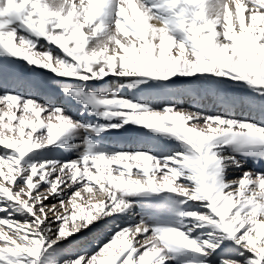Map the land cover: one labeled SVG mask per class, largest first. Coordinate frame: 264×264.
Masks as SVG:
<instances>
[{"label": "snow or ice", "instance_id": "obj_1", "mask_svg": "<svg viewBox=\"0 0 264 264\" xmlns=\"http://www.w3.org/2000/svg\"><path fill=\"white\" fill-rule=\"evenodd\" d=\"M21 62L60 78L79 116L95 119L16 91L34 89ZM111 77L174 98L91 83ZM196 88L226 111L180 107ZM235 90L251 94L243 100L259 120L234 114ZM0 92V225L12 229L0 227V264H170L185 252L201 258L186 264H264V171L230 179L264 162V0H0ZM130 125L179 149L104 139ZM57 148L78 156L47 154ZM142 204L163 214L137 213ZM109 217L125 226L108 228L95 251L68 253L64 242L79 244Z\"/></svg>", "mask_w": 264, "mask_h": 264}, {"label": "bare ground", "instance_id": "obj_2", "mask_svg": "<svg viewBox=\"0 0 264 264\" xmlns=\"http://www.w3.org/2000/svg\"><path fill=\"white\" fill-rule=\"evenodd\" d=\"M41 44H44L45 47H48V45L44 41H41ZM54 49H56V48H54ZM57 53H59V51ZM62 55H63V53H62ZM25 66H27V65L25 64ZM27 67H29V66H27ZM31 69H33V68H31ZM35 69L38 71L39 76L43 77L44 79H50L53 82L55 81V79H60V78H55L54 79L53 78L54 74H52L50 71L43 70V69H40V68H35ZM24 81L29 82L30 84H32L35 87H39V89L37 90L36 93H34V91H32V90H25V92H27L26 94H25V92L19 91L20 93H23L24 95L30 96V97H39L41 102L48 103V104H50L51 106H54V107L55 106H62V105H55V104H57V103L60 104L61 101H63V99L66 98V95L64 94V92H59V93H53L52 94V93L48 92L47 90H45L44 88H40V85L38 83H36V81L32 80L29 77V74H28V76H26V75L24 76ZM119 81H123V79H118L116 77H111V78H106L105 81L91 82V83L94 85L95 88H98V89L102 88V89L108 90V89L114 87L116 85V83H118ZM64 82L65 83H76L78 81H64ZM57 86H59V85H57ZM119 88H120V90L122 92H124L126 90V92L128 93L129 97L136 96V97L141 98L143 100H147L148 102H151L153 99H155L158 96L157 93H156L157 96H153L152 93L150 94L151 95L150 96L149 93H143L142 94V93H140L138 91L137 92H135V91L130 92V90L118 86V89ZM0 93H2V92H0ZM161 94L159 96L161 99H173V96L170 95V94H168L166 96H163L164 94H162V95ZM179 99H180V107L183 108V106H186V107H188L186 109L199 108L200 110L206 111L209 114L219 113L220 111H222L221 107L225 106L223 103L221 104V102H219L217 100L216 95H214V94L203 95V94H200L197 91H194L192 95H184V96L180 97ZM69 100H70L69 101L70 104H72V106H75V109H74L75 111L72 110V108L68 107L70 109V114H76V113L79 114V111L82 110V107L80 105L76 104L70 98H69ZM53 102H56V103H53ZM1 106L2 105H0V107ZM155 106H161V107L163 106L164 107V105L162 103H158ZM247 110L245 111L243 109V112H248V113H241L240 114V109H238L237 107L235 108V106H233V108H232V111L234 112V114H238L240 116H242V115L243 116H249L250 118H257L253 114L255 112H253L251 110H248V111ZM42 114H46V113H42ZM257 115H259V114H257ZM134 133L136 134V132H134ZM104 139L106 141H109L113 148H115V149H123V150H126V149H138V148H140L142 151L151 150L149 147L150 146L157 147V143H160V141H162V142L157 148L170 149L171 145L174 144L173 141H171V144H169L167 141H164V140H160L159 141L157 139V137L146 136L144 134H142V135L137 137V135H133V134H130V133H117V132H110L109 134L105 135ZM124 143H127V144L124 145ZM145 145H147V147L143 148V146H145ZM0 151H2V147H0ZM50 154L51 153H49L48 155L50 157H52V158L56 157V158H61V159H65V160L72 159L76 155L75 152L65 153L62 149L58 150V151L57 150L54 151L52 155H50ZM240 170L241 169L232 170V172H234L235 174H238V173H241ZM75 187L76 186H74L73 189ZM73 189H65L66 196H68L69 193ZM46 203L49 204V205L55 203L59 207V203L57 201V198H55V197H51L48 201H46ZM135 211L137 213H139L137 208L135 209ZM148 214H151V215H154V216H159V214H161V212L155 211V212L151 213L150 211H148ZM50 218H53L51 216V214H50ZM137 219H139L138 216H137ZM117 223L121 224V226H125L124 220L121 219V218H117V217H109L105 221L97 222V224L99 226L93 232L88 233V235L86 236V238L88 236L91 237L92 241L89 240V239L85 240L84 237L80 238V241L81 240H85L84 242L81 241L80 245L76 244V243H71V242L66 241L64 243L67 245V250H71V252H76V254H82L84 252L95 251V248H96V243L95 242L98 241V240L104 239L107 235H109L110 233L108 232V228H115ZM205 230L206 229H199L197 231L198 232H200V231L205 232ZM193 235H196V233H193ZM74 239H77V238H74ZM170 264H174V263L172 261H170Z\"/></svg>", "mask_w": 264, "mask_h": 264}, {"label": "rangeland", "instance_id": "obj_3", "mask_svg": "<svg viewBox=\"0 0 264 264\" xmlns=\"http://www.w3.org/2000/svg\"><path fill=\"white\" fill-rule=\"evenodd\" d=\"M55 50V52L58 50L59 51V53L62 55V52H60V50L59 49H54ZM57 51V52H58ZM127 83V80H125V79H123V81H119L118 83H116V85L114 86V87H112V88H110V89H108V91L110 90V91H112V90H120V88L118 89V86L119 87H122V85H125ZM122 88H125V89H127L126 87H122ZM128 90H130V92H132V91H135V92H137V90H132V89H128ZM121 91V90H120ZM157 91V92H156ZM194 91H197V92H199L200 94H203V95H211V94H213L212 92H210V91H208V90H206V89H203V88H196V89H194ZM122 92V91H121ZM126 90L124 91V92H122V94H124V95H126V96H128V93L126 92ZM152 93V95L153 96H157V94H158V96H160V94L162 93H160V91L159 90H152L150 93H149V95ZM157 93V94H156ZM162 94H164L163 96H166V95H168V94H166V93H162ZM161 94V95H162ZM229 95H232V96H235V97H237V98H240V100H239V102L238 103H236L234 106H235V108L237 107L238 109H240V114L241 113H248V112H243V109L246 111L247 109L248 110H250V108H249V105L247 104V103H245L244 102V100H243V97H245V96H248V95H251L250 93H246V92H241L240 90H235V91H232V92H230L229 93ZM151 96V95H150ZM174 98V97H173ZM152 99V98H151ZM222 104V103H221ZM62 106H67V107H69V105L68 104H65V102L62 104ZM2 107V106H1ZM82 107V106H81ZM155 107H157L158 109H162L163 108V106L161 107V106H155ZM246 107V108H245ZM183 108H188V107H186V106H183ZM221 110L222 111H220V112H224V111H226V106H222L221 107ZM247 110V111H248ZM219 112V113H220ZM253 112H255V111H253ZM18 115H19V113H17ZM254 115H255V117H257V118H255V119H257V120H259L260 118H261V114L259 113V112H255V113H253ZM257 114H259V115H257ZM46 114H42L41 115V118H43L44 116H45ZM73 116H75L76 118H80V119H90V120H94L95 118H93V117H88V116H84V117H81V116H78V113H76V114H72ZM235 115H237L238 117L240 116V115H238V114H235ZM243 116V115H242ZM15 123V122H14ZM127 128H128V130L127 131H125V130H120V131H112V132H117V133H130V134H133V135H137V137L138 136H140V135H142V134H144V135H146V136H151L150 134H148V132H147V130H144V129H141V128H139V127H136V126H127ZM136 132V134L134 133V132ZM133 132V133H132ZM139 132V133H138ZM141 133V134H140ZM157 139L160 141V140H164V141H167L169 144H171V141H173L174 142V144H172L171 145V148L170 149H162V148H157L160 144H161V142L162 141H160V143H157V147H152V146H150L149 148L151 149V150H156V151H159V152H161V153H163V154H168L172 149H179V144H178V142H176V141H174V140H169V139H166V138H163V137H157ZM147 147V145H145V146H143V148H146ZM58 151V150H61V149H59V148H57V149H55V150H46L47 151V154H49V153H51L50 155H52L53 154V152L54 151ZM137 150H141L140 148H138V149H126V151H137ZM146 151H149V150H146ZM76 153V155L74 156V158H72V159H75V158H77V156H78V153L77 152H75ZM33 158H37V157H30L29 159H33ZM54 158H56V157H54ZM249 169H252V170H256V171H264V162H259V163H257V162H255V161H253V160H248L247 162H246V164H245V167H244V169H241L240 170V172L241 173H238V174H235L234 172H230V179H232V178H236V179H238L241 175H242V173H243V171H245V170H249ZM135 171V170H134ZM135 178V177H134ZM47 186L45 185V186H43V188H46ZM77 187V186H76ZM43 188H42V190H43ZM75 190V188L72 190V191H74ZM71 191V192H72ZM71 192L69 193V195L71 194ZM86 195V194H85ZM67 196H65V200H67V198H66ZM57 201H58V203H59V200L57 199ZM137 209H138V211L139 212H141V211H143L144 213H146V214H148V211H150L151 213H153V212H155V211H158V208H157V206L156 205H153V204H142L140 207H137ZM158 212H160V211H158ZM163 213H161V214H159V215H162ZM0 215H2V214H0ZM50 215V214H49ZM16 218L17 219H20V220H22L23 219V217H21V216H19V215H17L16 216ZM139 218V217H138ZM0 227H3L6 231H8L9 232V234L11 235L12 234V229H9L8 228V226H4V225H0ZM205 232H208V229H206L205 230ZM84 239L85 240H91L92 241V238L91 237H84ZM85 240H81V241H85ZM80 241V242H81ZM79 245H80V243H79ZM68 251V253L69 254H72V253H76V252H71V250H67ZM51 255H53V253H49V256H51ZM201 258L199 257V256H197L196 254H193V253H190V252H185V253H181V254H179L178 256H177V258L175 259V260H173L172 262L174 263V264H186V262H188V261H199Z\"/></svg>", "mask_w": 264, "mask_h": 264}]
</instances>
